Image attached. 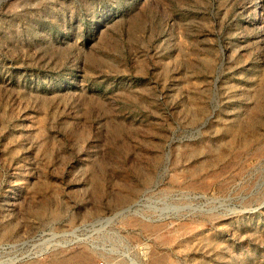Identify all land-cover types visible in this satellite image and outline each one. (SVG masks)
I'll return each mask as SVG.
<instances>
[{"label": "rangeland", "instance_id": "obj_1", "mask_svg": "<svg viewBox=\"0 0 264 264\" xmlns=\"http://www.w3.org/2000/svg\"><path fill=\"white\" fill-rule=\"evenodd\" d=\"M0 264H264V0H0Z\"/></svg>", "mask_w": 264, "mask_h": 264}]
</instances>
